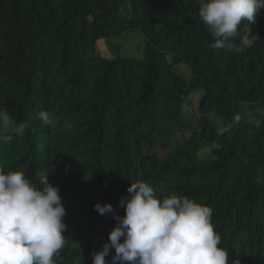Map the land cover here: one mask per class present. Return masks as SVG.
I'll list each match as a JSON object with an SVG mask.
<instances>
[{
	"label": "trees",
	"instance_id": "1",
	"mask_svg": "<svg viewBox=\"0 0 264 264\" xmlns=\"http://www.w3.org/2000/svg\"><path fill=\"white\" fill-rule=\"evenodd\" d=\"M252 27L260 39L236 55L212 47L198 0H0V108L28 126L0 130L12 136L0 140V166L59 186L68 239L60 264H92L138 180L158 198L211 206L232 260L264 264V9ZM125 32L144 37L142 58L101 51ZM181 63L189 80L174 68ZM200 90L191 126L182 108ZM245 107L263 113L248 121ZM211 146L213 158L201 159ZM97 203L115 211L100 215Z\"/></svg>",
	"mask_w": 264,
	"mask_h": 264
},
{
	"label": "clouds",
	"instance_id": "2",
	"mask_svg": "<svg viewBox=\"0 0 264 264\" xmlns=\"http://www.w3.org/2000/svg\"><path fill=\"white\" fill-rule=\"evenodd\" d=\"M198 3L199 18L214 39L213 48L239 55L260 39L252 26L264 9V0ZM38 118L47 126L54 123L47 111L38 113ZM240 119L234 115L218 134L228 133ZM27 127L17 125L7 109L0 108V130L11 128L15 135H23ZM11 139V135L0 136L4 142ZM59 193V186L49 183L47 175L37 183L21 170L6 171L0 166V264H60L68 239L66 209ZM127 193L118 205L125 214L114 217L117 224L108 235L109 242L93 253L92 264H109L106 257L112 249L111 264H229L232 260L214 229L211 206L175 194L158 198L153 186L141 180L132 183ZM94 210L100 215L115 211L108 203H97Z\"/></svg>",
	"mask_w": 264,
	"mask_h": 264
},
{
	"label": "rangeland",
	"instance_id": "3",
	"mask_svg": "<svg viewBox=\"0 0 264 264\" xmlns=\"http://www.w3.org/2000/svg\"><path fill=\"white\" fill-rule=\"evenodd\" d=\"M122 14L128 17L129 12L123 9ZM144 46L145 42L142 35L125 32L119 37L107 39L103 44H100V49L103 51V48H106V56L110 58H115L117 56L142 58L144 56ZM174 68L181 77L187 80L190 79L191 72L187 65L181 63ZM202 94L203 91L200 90L188 95L186 97L187 104L182 108V113L185 117V120L191 126L195 125V116L197 115L198 102ZM262 113L263 111L251 110L245 107L241 112V117L248 121H257V115ZM210 117L219 121V119L212 115ZM214 149H216V146L203 147L200 149L198 156L205 160L212 159V151Z\"/></svg>",
	"mask_w": 264,
	"mask_h": 264
}]
</instances>
